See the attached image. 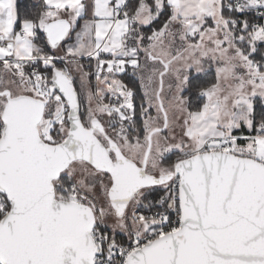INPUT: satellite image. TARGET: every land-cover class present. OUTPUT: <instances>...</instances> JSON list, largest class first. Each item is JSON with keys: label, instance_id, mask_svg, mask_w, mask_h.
Here are the masks:
<instances>
[{"label": "snow or ice", "instance_id": "snow-or-ice-1", "mask_svg": "<svg viewBox=\"0 0 264 264\" xmlns=\"http://www.w3.org/2000/svg\"><path fill=\"white\" fill-rule=\"evenodd\" d=\"M261 45L264 0H0V264H264Z\"/></svg>", "mask_w": 264, "mask_h": 264}, {"label": "trees", "instance_id": "trees-1", "mask_svg": "<svg viewBox=\"0 0 264 264\" xmlns=\"http://www.w3.org/2000/svg\"><path fill=\"white\" fill-rule=\"evenodd\" d=\"M41 2H42V0H37V1L17 0L18 10L22 16L25 14H35L39 10ZM260 47L262 50H264V45H261ZM254 58L257 60L260 59L259 53H257ZM212 75H214V71H213ZM118 78L124 79L125 83H130L127 76L121 75ZM209 78H211V77H209ZM139 96H140V93H139V89L137 88V103L139 101Z\"/></svg>", "mask_w": 264, "mask_h": 264}, {"label": "built area", "instance_id": "built-area-1", "mask_svg": "<svg viewBox=\"0 0 264 264\" xmlns=\"http://www.w3.org/2000/svg\"><path fill=\"white\" fill-rule=\"evenodd\" d=\"M82 62H83V64L85 65V70H89V68H88V64H89V61L87 60V59H82ZM94 63V62H93ZM94 70V69H93Z\"/></svg>", "mask_w": 264, "mask_h": 264}, {"label": "rangeland", "instance_id": "rangeland-1", "mask_svg": "<svg viewBox=\"0 0 264 264\" xmlns=\"http://www.w3.org/2000/svg\"><path fill=\"white\" fill-rule=\"evenodd\" d=\"M145 31H147V29H145ZM81 63H83L82 62V60H81ZM87 71V70H86ZM213 71H214V69H213ZM74 75H76V80H77V87H79V74H74ZM95 83V80H93V84ZM140 93V92H139Z\"/></svg>", "mask_w": 264, "mask_h": 264}, {"label": "crops", "instance_id": "crops-1", "mask_svg": "<svg viewBox=\"0 0 264 264\" xmlns=\"http://www.w3.org/2000/svg\"><path fill=\"white\" fill-rule=\"evenodd\" d=\"M33 1H37V0H33ZM80 23L82 24L83 21H80ZM74 36H75V33H73V38H74ZM93 80H94V77H93Z\"/></svg>", "mask_w": 264, "mask_h": 264}]
</instances>
